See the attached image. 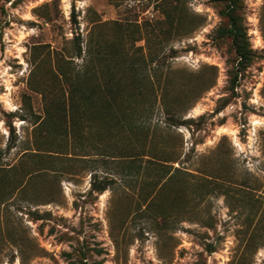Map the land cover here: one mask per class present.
I'll use <instances>...</instances> for the list:
<instances>
[{"label":"rangeland","instance_id":"1","mask_svg":"<svg viewBox=\"0 0 264 264\" xmlns=\"http://www.w3.org/2000/svg\"><path fill=\"white\" fill-rule=\"evenodd\" d=\"M226 5L0 0V264H264V0L244 70Z\"/></svg>","mask_w":264,"mask_h":264},{"label":"trees","instance_id":"2","mask_svg":"<svg viewBox=\"0 0 264 264\" xmlns=\"http://www.w3.org/2000/svg\"><path fill=\"white\" fill-rule=\"evenodd\" d=\"M237 3L238 0H227V8L224 13V16L227 21L226 25L224 27H221L219 34L220 36L227 37L230 39V43L234 50L235 58L237 61V67L240 70H244L251 62L252 53L246 37L245 29L240 23L239 17L237 15ZM77 55L81 56V48H78ZM93 55L94 54H92L89 50L87 52L86 61H90ZM59 75L61 76L62 81L65 82L67 85V100L69 102V105H71V109L73 107L75 108V106H81L82 103H86V101L91 100L92 96L94 97V95H97L95 94V92L97 93L98 90H109L110 93L108 92L107 96L112 98L114 92L117 93L119 89L113 87L112 85L110 87H104L100 84L85 87V81L91 78V75L88 70L77 71L71 74L60 69ZM110 98L107 99H109L110 101ZM109 109H111L110 106ZM94 188L98 191H102L106 188V186H94Z\"/></svg>","mask_w":264,"mask_h":264}]
</instances>
